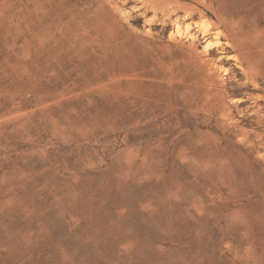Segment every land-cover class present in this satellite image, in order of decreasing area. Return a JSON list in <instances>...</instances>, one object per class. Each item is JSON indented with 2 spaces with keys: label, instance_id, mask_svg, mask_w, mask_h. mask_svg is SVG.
Masks as SVG:
<instances>
[{
  "label": "rangeland",
  "instance_id": "obj_1",
  "mask_svg": "<svg viewBox=\"0 0 264 264\" xmlns=\"http://www.w3.org/2000/svg\"><path fill=\"white\" fill-rule=\"evenodd\" d=\"M0 264H264V0H0Z\"/></svg>",
  "mask_w": 264,
  "mask_h": 264
},
{
  "label": "bare ground",
  "instance_id": "obj_2",
  "mask_svg": "<svg viewBox=\"0 0 264 264\" xmlns=\"http://www.w3.org/2000/svg\"><path fill=\"white\" fill-rule=\"evenodd\" d=\"M195 36V35H194Z\"/></svg>",
  "mask_w": 264,
  "mask_h": 264
}]
</instances>
